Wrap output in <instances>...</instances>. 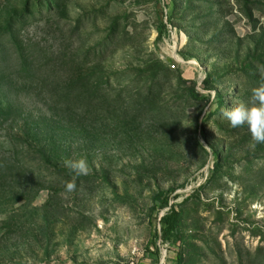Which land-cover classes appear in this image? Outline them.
<instances>
[{"label":"rangeland","instance_id":"rangeland-1","mask_svg":"<svg viewBox=\"0 0 264 264\" xmlns=\"http://www.w3.org/2000/svg\"><path fill=\"white\" fill-rule=\"evenodd\" d=\"M259 68L264 0H0V264H264Z\"/></svg>","mask_w":264,"mask_h":264},{"label":"clouds","instance_id":"clouds-1","mask_svg":"<svg viewBox=\"0 0 264 264\" xmlns=\"http://www.w3.org/2000/svg\"><path fill=\"white\" fill-rule=\"evenodd\" d=\"M262 80H264V68H259ZM222 116L230 122L232 128L248 126L251 138L257 144H264V83L252 90L250 101L239 103L231 108L222 110ZM208 147L207 145H205ZM64 164L73 173V179L66 182L65 188L68 192L76 190V178L89 175L91 169L86 159L65 160Z\"/></svg>","mask_w":264,"mask_h":264},{"label":"trees","instance_id":"trees-1","mask_svg":"<svg viewBox=\"0 0 264 264\" xmlns=\"http://www.w3.org/2000/svg\"><path fill=\"white\" fill-rule=\"evenodd\" d=\"M163 31L160 29L159 35H162ZM163 191H159L155 195L156 202L159 203L160 207H165L164 213L160 216L161 220V231L160 236L162 237L163 241H170L173 243H176L179 241V232H178V226H179V219H180V213L179 211L174 207L173 203H170V195L168 192H166L163 195ZM177 196V194L174 195V198ZM180 257V256H179Z\"/></svg>","mask_w":264,"mask_h":264},{"label":"built area","instance_id":"built-area-1","mask_svg":"<svg viewBox=\"0 0 264 264\" xmlns=\"http://www.w3.org/2000/svg\"><path fill=\"white\" fill-rule=\"evenodd\" d=\"M172 58H173V63H172V66H175V62L176 63H179V62H187V60L185 61V59L182 57V56H180L177 52H173L172 53ZM163 213H164V211H163ZM164 253H163V257L165 256V253H166V249L164 248Z\"/></svg>","mask_w":264,"mask_h":264}]
</instances>
